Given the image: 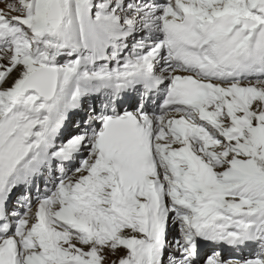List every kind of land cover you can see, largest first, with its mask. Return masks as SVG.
I'll use <instances>...</instances> for the list:
<instances>
[{"label":"snow or ice","instance_id":"1","mask_svg":"<svg viewBox=\"0 0 264 264\" xmlns=\"http://www.w3.org/2000/svg\"><path fill=\"white\" fill-rule=\"evenodd\" d=\"M0 264H264V0H0Z\"/></svg>","mask_w":264,"mask_h":264}]
</instances>
